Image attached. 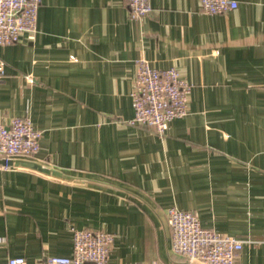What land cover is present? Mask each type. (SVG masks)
I'll use <instances>...</instances> for the list:
<instances>
[{
	"label": "crops",
	"instance_id": "1",
	"mask_svg": "<svg viewBox=\"0 0 264 264\" xmlns=\"http://www.w3.org/2000/svg\"><path fill=\"white\" fill-rule=\"evenodd\" d=\"M236 1L207 14L150 0L135 20L126 0H42L34 38L0 46V118L41 132L14 159L69 177L0 165V264L69 256L72 229L112 233L107 264H188L171 250L172 206L242 240L236 264H264V0ZM140 60L191 87L164 135L128 122Z\"/></svg>",
	"mask_w": 264,
	"mask_h": 264
},
{
	"label": "built area",
	"instance_id": "2",
	"mask_svg": "<svg viewBox=\"0 0 264 264\" xmlns=\"http://www.w3.org/2000/svg\"><path fill=\"white\" fill-rule=\"evenodd\" d=\"M42 0H0V46L11 45L26 35L36 33L37 12ZM130 16L135 20L147 17L150 0H126ZM207 14H222L237 7L236 0H200ZM5 74L0 60V78ZM32 82L31 78H28ZM190 85L174 67L156 69L145 60L136 63L131 91L133 117L131 125L152 127L164 135L171 121L188 114ZM41 132L28 117H14L9 123L0 118V158L32 157L39 150ZM171 250L188 264H236L243 241L201 225L198 216L174 206L166 210ZM72 252L69 256H51L46 264H107L114 236L101 230L72 229ZM7 264H26L24 257H10Z\"/></svg>",
	"mask_w": 264,
	"mask_h": 264
},
{
	"label": "water",
	"instance_id": "3",
	"mask_svg": "<svg viewBox=\"0 0 264 264\" xmlns=\"http://www.w3.org/2000/svg\"><path fill=\"white\" fill-rule=\"evenodd\" d=\"M0 165L4 166H22L27 167L33 170H36L38 172H41L46 175H50L57 178H69L68 176L64 175L60 171H57L52 168L45 167L37 162L30 161V160H22V159H9L4 160L0 159Z\"/></svg>",
	"mask_w": 264,
	"mask_h": 264
}]
</instances>
